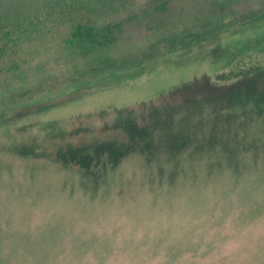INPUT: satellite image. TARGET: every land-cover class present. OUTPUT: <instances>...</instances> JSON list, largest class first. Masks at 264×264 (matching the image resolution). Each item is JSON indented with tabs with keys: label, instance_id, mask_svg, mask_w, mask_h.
Instances as JSON below:
<instances>
[{
	"label": "rangeland",
	"instance_id": "374dc122",
	"mask_svg": "<svg viewBox=\"0 0 264 264\" xmlns=\"http://www.w3.org/2000/svg\"><path fill=\"white\" fill-rule=\"evenodd\" d=\"M59 26L0 78V264H264V0H174L103 50Z\"/></svg>",
	"mask_w": 264,
	"mask_h": 264
},
{
	"label": "trees",
	"instance_id": "16d2710c",
	"mask_svg": "<svg viewBox=\"0 0 264 264\" xmlns=\"http://www.w3.org/2000/svg\"><path fill=\"white\" fill-rule=\"evenodd\" d=\"M20 0L0 3V78H7L29 62L27 39L35 22L58 19V37L67 48L108 49L141 17L166 13L174 0ZM146 4L140 8L139 3ZM147 15V16H146ZM46 39V38H44ZM42 39V40H44ZM198 37L196 40H200ZM181 39L172 47L189 48ZM126 64L127 59L123 58Z\"/></svg>",
	"mask_w": 264,
	"mask_h": 264
}]
</instances>
